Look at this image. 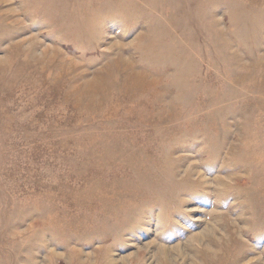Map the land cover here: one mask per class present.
<instances>
[{
    "label": "rangeland",
    "instance_id": "374dc122",
    "mask_svg": "<svg viewBox=\"0 0 264 264\" xmlns=\"http://www.w3.org/2000/svg\"><path fill=\"white\" fill-rule=\"evenodd\" d=\"M0 264H264V0H0Z\"/></svg>",
    "mask_w": 264,
    "mask_h": 264
}]
</instances>
